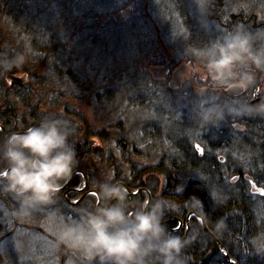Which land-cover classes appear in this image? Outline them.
I'll use <instances>...</instances> for the list:
<instances>
[{"label":"trees","instance_id":"obj_1","mask_svg":"<svg viewBox=\"0 0 264 264\" xmlns=\"http://www.w3.org/2000/svg\"><path fill=\"white\" fill-rule=\"evenodd\" d=\"M17 2L19 0H1L0 17L10 16L12 23L16 24V17L26 14L21 9H19V14L15 12L18 9ZM107 2L114 3L116 6L119 2L122 4L121 0L113 2L107 0ZM9 3L11 4L9 5ZM146 3H148L146 12H142L144 16L131 18L124 30L117 27L114 30L107 28L103 35H100L101 38H95L93 42L97 50L84 49L87 55L85 56V66L87 70L94 72L91 79H86L84 75L71 70L68 67L69 64L65 68H61L62 59L60 61V57H58V53L63 47L61 39H57L53 44L48 39L50 30L53 29L52 24L60 23V20L52 21V24L49 23L47 27L43 26L42 32L36 35H33V29L22 26L26 36L30 35L31 38L38 37L39 39L42 34L41 37L45 39L44 45L51 44L47 48L52 49L51 52L46 47L42 51L41 56L44 57L45 65L56 75L71 80L68 81L71 89L53 93L56 91L54 87L45 84L46 81L52 82L47 70L40 77H36L35 74L31 75L25 85L13 82L8 87L5 76L16 73L17 69L14 66L10 70H6V66L13 61L10 58L8 61H2L4 67H0V125L5 129L3 133H8L10 129L21 131L31 124L39 122L45 116L43 107L53 108L46 104L38 106L37 99L42 96L46 97L47 101L57 105L55 109L58 108V105L62 108L60 110L63 114L58 113V115L70 121L74 127L71 142L75 145L77 163L73 172L82 171L85 174L88 188L98 191V183L105 181L114 183L116 180H121L130 191L144 189L136 196H129L134 205L147 201L148 192L150 194L149 201L159 199L164 202L166 206L164 221L181 219V222H184L189 212H196L204 217L207 230L217 238L218 243L235 264H264V196L249 195L248 191H240L238 184L231 182L230 174L233 168L240 166L238 158L242 156L236 154L241 149V151H249L250 156L258 158V177L264 179V141L258 139V153H256L254 151L256 146L249 143L252 140H248V142H244L246 145H242L240 139H231L230 145L234 146V149L226 150L232 156L226 161V164L211 159L210 153L214 150L208 145H203L206 147L205 154L203 157H199L194 147L190 146V141L186 142L187 146L184 143L181 144V147L177 143L173 144L174 142L170 141L171 138L167 139L162 134L161 128L159 129L158 118L161 111L159 113L152 111L154 102L158 100V93L163 89L154 92L153 89L139 87L140 84L136 87L133 83L138 81V78L145 84L150 81L149 75L145 73L137 75L135 67L130 72V70L118 66L120 63L113 65L115 63L113 55H118L122 50L120 42L124 48H129L127 49L129 52L133 51L134 44L143 50L151 47L154 40L158 39L160 43H164L163 47L173 49L180 56L189 47L201 49L203 45L207 46L219 35L237 28H244L251 32L264 29V0H204L202 23L191 18L187 0H146ZM78 4L73 5L74 11L69 10L70 15L84 14L85 8L82 2H78ZM162 5L174 8L172 10L174 14H168L170 22L164 28L159 26L157 18L154 17V11L161 8ZM37 10L41 12L39 10L42 9ZM59 10L63 13L64 8H59ZM33 12L34 10L29 11L30 14ZM46 12L50 13L51 11L46 10ZM171 22L179 25L177 30L179 35L172 36V42L169 44L165 31ZM126 28L138 31L133 45L128 43ZM108 29L110 31H107ZM74 30L72 27L67 33L73 39L68 38L69 42H73L71 47L73 51L81 44V42L75 43V41H79L80 34L76 35ZM53 31H56L58 36L65 32L62 29H53ZM74 35L76 36L74 37ZM99 40L102 43L101 46ZM54 56H57L59 63L56 62ZM66 56V60L69 62L70 59H68V55ZM89 56H92L100 64H91L92 57ZM69 57L75 60L72 56ZM135 59L130 58L129 62L134 63ZM258 73L264 75V72ZM104 79L107 81L106 83H103ZM126 84L128 89L122 93L119 87H124ZM164 91L167 92V89L164 88ZM136 93H141L143 99L135 97ZM32 94L36 96V100L32 99ZM31 100L34 103L30 106L28 104ZM83 103L92 108H95L93 104L108 105L110 111L103 113L100 118H95L93 124L88 121L80 109ZM148 109L152 111L149 117L153 119L154 124L147 127L142 120L140 129L128 124L126 118H128V113L132 112L131 110L138 112L140 110L148 111ZM31 118L35 120L26 122ZM187 124L191 129L190 137L194 136V126L192 127L191 122H184L183 126L186 127ZM131 135L135 138L134 142L129 140ZM0 138L2 137L0 136ZM249 145L254 150L251 151ZM218 154L225 155L223 151ZM152 168L154 169L151 170ZM66 181H62L61 185H64ZM161 181L162 186L160 185ZM81 185L82 176L75 174L66 189L79 188ZM66 198L76 201L78 194L70 190L67 192ZM94 202L95 196L89 195L78 204L70 205L67 199L62 197V192H59L55 205L40 212L53 214L50 213L51 211L59 213L63 218L74 217L81 207L90 206ZM0 203L4 207V213H1L0 216H3V219L11 217L10 215L16 207L15 201L7 195L0 194ZM218 221H223L224 227L219 228ZM177 223L175 221V226ZM172 225L166 226L169 229L174 227ZM189 225L187 246L184 249L187 264H230L226 263L224 252L201 229L200 223L195 217L189 218ZM172 234L176 235L173 232ZM195 236L198 237V241H191Z\"/></svg>","mask_w":264,"mask_h":264},{"label":"clouds","instance_id":"obj_2","mask_svg":"<svg viewBox=\"0 0 264 264\" xmlns=\"http://www.w3.org/2000/svg\"><path fill=\"white\" fill-rule=\"evenodd\" d=\"M196 55L207 78L218 88L247 89L255 84L256 73L264 72V29L225 32ZM24 60V55L18 54L6 70ZM0 67L4 65L0 63ZM255 111L248 107L229 109L228 115L239 117ZM201 121L218 126L225 121V111L211 105ZM73 135L70 121L48 114L0 142V194L15 201L14 217L23 219L56 203L61 182L72 175L77 163ZM97 188L93 204L81 207L74 217L61 219L57 247L78 254L83 264H187V241L168 230L163 201L134 205L121 184L105 181ZM217 226L224 227L223 221Z\"/></svg>","mask_w":264,"mask_h":264},{"label":"rangeland","instance_id":"obj_3","mask_svg":"<svg viewBox=\"0 0 264 264\" xmlns=\"http://www.w3.org/2000/svg\"><path fill=\"white\" fill-rule=\"evenodd\" d=\"M53 1L54 0H19V2H17L18 4L16 3L17 8L21 9V11H25L26 14L22 17H16V24L12 23L10 16L0 17V63L2 61H8L10 57L9 55H12V57H16L18 54H23L25 57L23 64H21V68L23 70L17 69V72L11 75L17 77V80L21 78L25 79L24 82L26 83L29 80V76L35 74L36 77H40L43 75V73H45V70H47L49 71V78L52 80V82L46 81L45 84L52 85L56 90L53 93H58L59 90H70L71 85L68 84V81L71 80H67L62 76H58L54 73V71H51L49 67L45 65L44 57L41 56L43 53L40 55L37 52L35 53V51L39 47L34 43V41H31L30 35L26 36V33L22 31V25L23 28L25 26L29 28V26L25 23L27 22L32 25L31 28H33L34 31L33 35L42 32V27H47L53 19V17L49 16L46 12V10H49L51 8L47 4V2L53 3ZM61 1L62 3H64L62 8H65V11H67L68 13L70 10L69 7L70 5H72V1L80 2L79 0ZM121 1L122 4L121 2H119L117 6L114 5V3H108L107 0H87V2L83 1L82 4L85 8L84 14L77 13V15L75 16L69 14L65 18V20L60 21L58 25H53V29L64 30L65 32L63 35L58 36L56 31H53V29L50 30V34L48 35L49 42L53 44L57 39H61L60 42L63 44L62 50L64 54L68 55V58H70L71 61V63H69V68L81 75H84L86 79H91L94 72L92 70H87V67L85 66V56L87 55L85 54L84 49L94 51L96 48L93 45L95 38H101L103 32L107 28L114 30L116 29L115 27H117L124 30L126 25H128L127 23L130 22L131 18H139V16H144L142 14L143 11L146 12L148 5V3H146V0ZM10 4L11 3H9V5ZM187 4L190 10L191 18L193 20H199V22L202 23L201 19L203 18L204 12V0H187ZM94 6L98 9H94ZM72 7L71 10L74 11V8ZM37 9L42 10H39L41 12H38ZM173 9L174 8L169 5H162L161 8H158L154 11V17L157 18L158 24L161 28H164L169 24L170 20L168 14H174V12H172ZM32 10H34L33 14L30 15L32 20L24 21V19H26L25 16L29 13V11ZM58 11L59 10L56 9V13H58ZM205 26L207 27V25ZM72 27L75 29L74 33H76V35L80 34L79 41H75V43L81 42V44L77 46L79 48H75L74 51L71 50L73 42L68 41V38H72L67 34L69 32V29ZM178 28L179 25L177 23L171 22L170 26L165 31V34L167 36L166 40L169 44L172 42V36L179 35L177 33ZM110 29H108L107 31H110ZM137 32L138 31L136 30H129L128 28H126L128 43L132 45L134 44V39ZM41 35L39 39L43 38L41 37ZM76 35H74V37ZM35 39H38V37ZM42 40L45 41L44 38ZM50 43H48V45L46 44V49L51 46ZM99 43L101 46L102 43L100 42V40ZM112 45H114V43H112ZM119 45L122 50L119 51L118 55H113L115 59V63L113 65H115L116 63H120V65L118 66H122L127 70H130V72H132L131 70H134L135 67L137 75L142 73L149 75L150 81H147L145 84L143 83V81H141V79L138 78V81L133 83L136 87H138V85L140 84L139 87H144L148 90L153 89L154 92H159L163 88L167 89L170 82L169 78H166L165 75L158 72V70L160 71L162 68L176 69L180 65H185L186 73L183 77L182 88L181 90L179 88V92L176 91V94L185 95L182 94L185 92L184 88L192 85V82L194 83L195 79L201 83L199 86L200 88L204 87L205 85H210V87H217L209 78H207L203 67V62L196 55L199 48L189 47V49L183 51V53L179 56L174 52L173 49L169 47H163L164 43H160L158 39L154 40V43L151 47L143 50L142 48H140V46L138 47L137 44H134L133 51L130 50L128 52L127 49L129 48H124L121 42L119 43ZM17 47L22 50H20L19 48V50H17ZM203 47H206V45H203ZM139 50H141V52L138 53ZM13 51H15V53H12ZM79 51L81 54L79 53ZM5 53L6 56L4 55ZM69 56H72L75 60L71 59V57ZM130 58H136L134 63L132 61L129 62ZM90 61L91 64H100L93 57L90 59ZM175 64L177 65L174 66ZM191 65L193 66V68H191ZM99 78L100 77L98 76V79ZM5 82L8 87H10L9 85L13 83V81H11L10 79H5ZM106 82L107 81L104 79L103 83ZM16 84L20 83L16 81ZM129 84H132V82H129ZM127 89V84L124 87H119V90L122 93ZM193 91L194 88L192 87V93ZM167 95L168 94L165 91L158 93V100H156L152 106V111H154L155 113H159L161 111L158 121L163 135L170 132H175L177 130L175 119L172 118L175 111V106L177 104L171 102L167 98ZM135 97L143 99L141 93H136ZM32 99L36 100V96L33 95ZM33 103L34 102L31 100L28 105L31 106ZM93 105L95 106V108H92L90 105L86 106L83 103V106H80V109L85 114V117L88 119V121L94 124L95 118H100L101 115L105 112L109 113L110 107L108 105ZM192 107L193 102H189L186 113L187 116L191 119ZM60 109L62 108L58 105V108L55 110L61 115L63 113ZM55 110L54 108H50L47 106L43 107V112H45L44 115H48L51 113L53 114ZM131 111L132 112L128 113V118H126V120L128 119V124L134 125L137 129L141 128L142 120L148 118L149 115L152 114V111L149 109L148 111ZM186 128L188 133H190L191 129L189 124H187ZM181 131L183 132L184 129H182ZM172 136L173 135H171V138ZM93 140L96 139L93 138ZM129 140L130 142H134L135 138L131 135L129 137ZM172 140L173 139H171V141ZM96 144H99V142H96ZM153 169L154 168H152L151 170ZM114 183H116V181ZM160 185L162 186V181ZM80 197L81 193L78 192V199ZM82 200L83 198L80 201ZM1 213H4V207L0 203V214ZM50 213L53 214H48V212L43 214L40 211H37L31 216L23 219H18L13 215H10L11 217L8 216L5 219L2 218L3 216H0V241H3V243H0V264H83V261L78 254L64 248L63 246L57 247L55 245L56 233L59 223L63 217L56 212L54 213L50 211ZM181 221L182 220L180 219L179 223H181ZM185 222H187L186 219Z\"/></svg>","mask_w":264,"mask_h":264},{"label":"flooded vegetation","instance_id":"obj_4","mask_svg":"<svg viewBox=\"0 0 264 264\" xmlns=\"http://www.w3.org/2000/svg\"><path fill=\"white\" fill-rule=\"evenodd\" d=\"M80 2H87V0H79ZM98 1V0H96ZM113 2L114 0H109ZM74 3L70 5L69 9L73 5H79L78 2L73 1ZM50 13H47L49 16L53 17L52 21L60 20L63 21L69 15L65 8L63 13L59 10L62 8L61 0H54L53 3H48ZM56 9H58V13H56ZM94 9H98L94 6ZM33 14V13H32ZM29 20H32L30 18ZM51 21V22H52ZM52 24V23H51ZM58 25L59 23H55ZM29 28L32 25L27 24ZM54 25V24H52ZM33 29V28H31ZM24 31V30H23ZM97 50V47L95 48ZM50 52L52 49L49 50ZM58 57H60V61L62 59L61 68H65L71 61L68 62L66 60L67 56L64 54L62 48L61 51L58 53ZM57 63L60 61L57 59V56H54ZM70 59V58H68ZM193 65V64H192ZM191 65V66H192ZM69 67V65H68ZM193 68V66L191 67ZM16 69L23 70L21 65L16 66ZM175 69L170 68H162L160 71L161 74L163 73L166 78L171 80L172 73ZM186 71V67L185 70ZM186 72L183 73L182 78L178 85L171 87L170 82L169 86L167 87V98L177 104L175 106V111L173 113L172 118L175 119V123L177 126L183 125L184 122H190L192 127L194 126L193 131V147L197 151L199 157H203L205 154V146L208 145L212 150H214L210 155L212 156L211 159H216L219 163L224 162L230 158H232L231 153L226 152V150H233L234 146H231V139H240L242 145H246L244 142L251 143L252 145L256 146L254 150L251 145L249 148L251 151L254 150L258 153V139L264 141V110L258 107V98H264V75L262 73H256V82L254 85L250 86L247 89L240 90V89H227V88H218V87H210V85H205L204 87L200 88V82L195 79V82H192V85L184 88L185 92L181 94H176V91L179 92V88L181 90L183 84V77ZM259 75V76H258ZM17 78V77H15ZM30 78V76H29ZM69 80V79H67ZM66 80V81H67ZM16 83H20V85H25V79L19 80H11ZM24 82V83H23ZM192 87L194 91L192 93ZM166 90V88H165ZM164 91V88H163ZM169 91V92H168ZM166 92V91H165ZM149 100V99H146ZM150 101V100H149ZM189 102H193L192 107V119L187 116L186 109ZM211 105H218L222 107L225 111V121L218 126H211L202 123L201 115L205 111V109ZM179 107V108H178ZM253 108L256 111L252 115H241L239 117L230 116L228 115L229 109H242V108ZM178 108V109H177ZM160 129V126H159ZM175 140L179 139V137L175 134ZM248 143V144H249ZM176 144V143H175ZM221 151L225 153L228 157L222 156ZM241 155L242 157L238 158V163L240 166L233 168V171L230 172L231 174V182L237 183L240 190L242 192L248 191L249 195H259L264 196L261 193H264V179H260L258 177V158L255 156H250L249 151H241L239 149L236 155ZM253 155V154H252ZM237 157L235 156V160ZM263 184V186H261ZM67 193V192H66ZM192 216V215H191ZM189 216L187 222H181L175 219L178 222L175 226V221L171 223H167L166 225L173 224L174 227L169 228L168 230L172 233H176L182 240L188 238L190 225H189ZM186 219V218H185ZM169 220V219H168ZM205 224V223H204ZM206 226V225H205ZM201 229L213 240L212 236L216 238L211 232H206L202 224L200 223ZM217 240V238H216ZM191 241H198V237H194V240ZM214 241V240H213Z\"/></svg>","mask_w":264,"mask_h":264},{"label":"bare ground","instance_id":"obj_5","mask_svg":"<svg viewBox=\"0 0 264 264\" xmlns=\"http://www.w3.org/2000/svg\"><path fill=\"white\" fill-rule=\"evenodd\" d=\"M15 12L16 13H18L19 14V9H16L15 10ZM30 13H28L26 16H25V18L26 19H24V21H28L31 17H30ZM5 17V16H4ZM17 21V20H16ZM26 24H29V23H27V22H25ZM23 26V25H22ZM31 41H34V43L39 47L36 51H35V53L37 52L39 55L40 54H42V51H43V49L45 48V45H44V40H42V39H35V38H31ZM44 47V48H43ZM19 47H17V50H19L18 49ZM20 50H22V49H20ZM12 53H15V51H13ZM5 56H6V53L4 54ZM10 57V59L11 60H14V58L15 57H12V55H9ZM9 75H11V74H9ZM7 76L8 75H6L5 76V79H7ZM258 99H262V100H264V98H258ZM37 102H38V106L40 107L41 105H44V104H46V105H49V106H51V107H53L54 108V110H55V108H56V106L53 104V103H51V102H49V100L47 101V98L45 97V98H43V97H41V98H39V99H37ZM53 114H58V112L55 110L54 111V113ZM35 119L34 118H31L30 120H27L26 122H28V121H31V122H33ZM38 123V122H37ZM37 123H35V124H37ZM143 123H145L146 124V126L147 127H149L150 126V124H154L155 122L153 121V119L152 118H150V117H148V118H145V119H143ZM35 124H31V126H34ZM160 126V125H159ZM30 127V126H29ZM182 129H184V131L182 132L181 130ZM4 128H3V126H1L0 125V136L2 137V138H0V142H2L4 139H6V137L8 136V135H10V134H12L13 132H19V130H12V129H10V131L8 132V133H3L4 132ZM22 131V130H21ZM174 134V135H173ZM175 134L179 137V139H177V140H175L174 138H175ZM190 133H188V131H187V128L186 127H184L183 125H179V126H177V130L175 131V132H170V133H167V134H165V136H166V138L167 139H170L171 138V135H173L172 136V138L171 139H173L172 140V143L173 144H175V143H177V145L178 146H182L181 144H185V146H187V144H186V142L187 141H190L189 143H191L190 144V146L192 145L193 146V141H194V138H193V136L191 135V137H190V135H189ZM3 139V140H2ZM171 141V140H170ZM75 174H80L81 176H82V185L79 187V188H68V189H66L69 185H70V183H71V181H72V178H73V176L75 175ZM117 182L116 183H118V181L119 182H121L122 183V185H124V186H126V184L123 182V181H121V180H116ZM62 188H61V190L59 191V192H62L63 194H62V197L64 198V199H67V202H68V200L69 201H71L70 199H68V198H66V195H67V193L65 194V191L66 192H68V191H73L74 193H76V194H78V192H80L81 193V199L82 198H85L86 196H89V195H92V196H95V201H96V193H97V190H95V189H91V188H88V185H87V181H86V176H85V174L82 172V171H74L73 173H72V175L67 179V181L64 183V185H62L61 186ZM127 187V186H126ZM241 191V190H240ZM72 202V201H71ZM77 203H79L80 202V200H78V201H76ZM69 203V202H68ZM76 203V204H77ZM70 204V203H69ZM70 205H73V204H70ZM192 212V217H195L196 219H197V221L199 222V223H201V218L203 217L202 215H199L198 213H196V212H193V211H191ZM199 216V217H198ZM191 218V217H190ZM203 220V222L205 223V220H204V218L202 219ZM225 253H226V255H227V252L225 251ZM228 257V256H227ZM228 260H229V262L226 260V263H230V264H235V262L233 261V260H231L229 257H228Z\"/></svg>","mask_w":264,"mask_h":264},{"label":"water","instance_id":"obj_6","mask_svg":"<svg viewBox=\"0 0 264 264\" xmlns=\"http://www.w3.org/2000/svg\"><path fill=\"white\" fill-rule=\"evenodd\" d=\"M184 70H185V65H180L178 68H176V69L173 71L172 76H171V80H170V86H171V87L176 86V85L179 84V82H180V80H181V78H182V75H183V73L185 72ZM7 79H10V80H17L18 78H15V77L12 76V75H8V76H7ZM258 107H260V108H264V100H262V99H258ZM118 184H121V185H122V183L119 182V181H118ZM122 186H124V185H122ZM124 187L127 189L128 193H129V196H136V195H138L141 191H144V189H138V190H136L135 192H132V191H130V190L128 189V187H126V186H124ZM61 188H62V187H61ZM60 190H61V189H60ZM147 195H148V199H147V201H149V193H148V192H147ZM78 200H81V198H79ZM78 200H76V201H78ZM76 201H75V202H71V201L68 200V202H69L70 204H73V205H76V203H77ZM191 215H192V212H189V213L186 215V220H187L188 217L191 216ZM198 217H199V216H198ZM178 220H179V219H178ZM172 221L174 222L175 219H169V220H166V221H164V222H165V224H167V223H171ZM179 221H180V220H179ZM201 224H202L203 229H204L206 232H208V230H207V228H206V226H205V224H204L202 218H201ZM208 233H209V232H208ZM212 238H213V240L215 241V243H217L219 249H220L222 252H224V257H225L226 260L229 262L228 257H227V255H226V253H225V251H224V248L218 243V241L216 240V238H214L213 236H212Z\"/></svg>","mask_w":264,"mask_h":264},{"label":"snow or ice","instance_id":"obj_7","mask_svg":"<svg viewBox=\"0 0 264 264\" xmlns=\"http://www.w3.org/2000/svg\"><path fill=\"white\" fill-rule=\"evenodd\" d=\"M262 195H264V193H261ZM0 243H3V241H0Z\"/></svg>","mask_w":264,"mask_h":264}]
</instances>
